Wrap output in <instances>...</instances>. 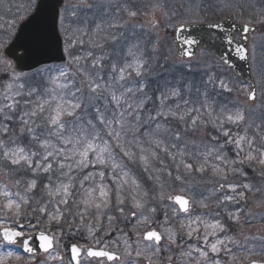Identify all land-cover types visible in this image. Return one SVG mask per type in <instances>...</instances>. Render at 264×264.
<instances>
[{"label":"snow or ice","instance_id":"6c2138e0","mask_svg":"<svg viewBox=\"0 0 264 264\" xmlns=\"http://www.w3.org/2000/svg\"><path fill=\"white\" fill-rule=\"evenodd\" d=\"M210 3L58 0L51 31L67 58L37 70L42 80L33 84L34 75L17 71L14 61L48 46V21L38 0H0L11 16L0 23V36L15 40L20 53L9 59L0 40V169L16 189L0 188V215L14 225L0 224V249L33 251L28 225L21 224L30 210L49 224L72 217L80 221L77 230L87 228L95 243L72 244L69 264H264L253 258L264 257V229L252 232L254 221L264 224V63L256 68V46L247 43L264 29V0L213 5L214 14L226 10L235 18L227 29L204 18ZM161 27L181 33L175 59ZM190 28L196 30L182 35ZM214 49L223 50L219 61L205 63ZM233 55L251 61L255 84L228 74ZM129 165L147 174L151 190ZM176 187L183 194H172ZM164 201L171 203L164 205L161 230L135 232L155 222L154 205ZM131 219L138 221L134 242L119 228ZM114 230L115 248L103 239ZM40 241L49 253L56 237L41 233ZM173 245L175 256L161 255ZM12 258L5 252L0 264ZM52 258L63 261L58 253Z\"/></svg>","mask_w":264,"mask_h":264},{"label":"water","instance_id":"95a60500","mask_svg":"<svg viewBox=\"0 0 264 264\" xmlns=\"http://www.w3.org/2000/svg\"><path fill=\"white\" fill-rule=\"evenodd\" d=\"M40 4V14L43 18L48 21L49 30H50V41L48 46L39 51H33L24 61L16 62L17 64V71L27 72L34 70L40 66L49 65L53 63H63L64 60L61 57H64L63 52V44H61L55 35L54 32L51 31V14L54 7L58 5V0H41L39 1ZM232 20H224L221 23L227 29L229 28ZM240 23L236 22V32L239 34ZM195 28H190L186 30L182 35L186 36L189 34V31H195ZM27 31V30H26ZM181 33L176 32L175 34V44L177 47V54L179 52L177 36H180ZM250 35V34H249ZM249 43V39L248 42ZM17 42L14 40L13 43L5 50L9 56V59H13L14 55H18L19 53L15 52ZM223 51L222 49H214L210 50V52L215 56V58L219 61V54ZM66 59V58H65ZM234 67L231 71L237 75L238 77L247 80L250 83H253L251 78V72L249 69V62L241 61L237 59L234 55L230 57Z\"/></svg>","mask_w":264,"mask_h":264},{"label":"rangeland","instance_id":"374dc122","mask_svg":"<svg viewBox=\"0 0 264 264\" xmlns=\"http://www.w3.org/2000/svg\"><path fill=\"white\" fill-rule=\"evenodd\" d=\"M224 2H225V0H211V3L210 4H208L206 7H207V10H211V9H213V5H216V4H218V5H220L221 7H223V5H224ZM7 8H8V5L7 4H5V6H4V8H0V23H3L4 22V20L9 16L10 17V15H9V13L7 12ZM226 11V10H225ZM226 13L228 14V12L226 11ZM231 18H233V19H235L234 17H231ZM146 20V18H144V17H142L141 18V22L143 23L144 21ZM145 28H147V25L145 24ZM158 32H159V36H160V38L163 40V41H167L168 39H169V36H168V32H173V34L175 33L171 28H164V27H161L159 30H158ZM149 37L146 35L145 36V39H148ZM11 41V40H10ZM253 44H255V46H256V68L257 69H260L261 68V65H262V63H264V30H263V32L261 33V34H257V35H254V36H252L251 37V45H250V48L252 47V45ZM173 47H175L174 45H173ZM205 51L204 50H202L201 52H200V54H202V53H204ZM173 53V52H172ZM67 55V54H66ZM176 58V50H175V48H174V54H173V59H175ZM197 58H199V55H198V57ZM214 62H217L215 59H212L211 57H210V55L207 53V58H206V60H205V63H214ZM42 68H44V67H42ZM42 68H39V69H37V70H40V69H42ZM37 70H35V71H32V72H30V73H26V74H30V75H34V80L32 81V83L33 84H36V83H38V82H40L41 80H42V77L41 76H39V75H35V73L37 72ZM253 76H254V78H255V80H257V76L253 73ZM189 78H191V76H189ZM129 167L130 168H132V171H133V173L135 174V175H137L138 177H139V179H140V181L143 183V177L139 174V173H142L138 168H136L134 165H129ZM144 174V173H143ZM3 175H4V172L2 171V170H0V184H2L3 186L5 185V184H7V182L5 181V177H3ZM260 180V179H259ZM43 183H47V181L46 180H44L43 181ZM40 184V181H38V185ZM142 185V184H141ZM144 185V184H143ZM142 185V186H143ZM210 185L211 184H208L207 182H204V183H202L201 184V187L202 188H208L209 190H210ZM9 187V186H8ZM9 189H13V188H10L9 187ZM15 191H16V189H15ZM171 192H172V194H176V193H181L180 192V190H179V188L178 187H176V188H174V189H172V190H170ZM38 196H40V198H41V194L38 192ZM133 211H134V209H132ZM78 219V218H77ZM76 220V219H75ZM79 220V219H78ZM137 223H138V221H137ZM254 223V227L252 228V232H256L258 229H264V224H262L261 223V225L260 224H258V223H255V222H253ZM160 223H158L156 220H155V222H148V221H144L141 225H140V227H138L136 230H135V232H138V233H143L145 230H148V229H150V228H156L157 230H159L160 229ZM105 227H107V223H106V226ZM80 230H81V234L83 235V237L84 238H88V233H87V228H79ZM161 230V229H160ZM135 237V240H136V235L134 236ZM172 247H174L175 249H173V251L172 252H167V254H169V255H173V256H175V254L178 252V249L176 248V246L175 245H173ZM239 253V252H238Z\"/></svg>","mask_w":264,"mask_h":264},{"label":"flooded vegetation","instance_id":"af4514ba","mask_svg":"<svg viewBox=\"0 0 264 264\" xmlns=\"http://www.w3.org/2000/svg\"><path fill=\"white\" fill-rule=\"evenodd\" d=\"M8 221L9 220L0 219V224H2L5 227H13L14 225L8 224L7 223ZM21 224L28 225L24 229L26 236L33 235L35 232L38 231V230H35L34 224L29 225V222H24ZM260 225H261V222H260ZM46 235H50V236L54 235L52 224L48 225V230H47ZM28 241H29L30 247L33 250L31 253H25L23 251V248L19 246H10L6 249H0V256L4 255L5 252H8V251L12 252L13 258L8 261V264H69L70 254L68 250L70 248V245L67 244V241L56 240V242H54V248L50 250L49 253H45L40 248V243H41L40 240H36L35 238H28ZM81 241L85 242V239H82ZM106 241H108V243H112V241L114 240L111 239V240H106ZM57 253L63 257V261H61L60 259L52 258V256L56 255ZM17 255L20 257L19 260L15 259V256Z\"/></svg>","mask_w":264,"mask_h":264},{"label":"trees","instance_id":"16d2710c","mask_svg":"<svg viewBox=\"0 0 264 264\" xmlns=\"http://www.w3.org/2000/svg\"><path fill=\"white\" fill-rule=\"evenodd\" d=\"M25 0H12V3L13 4H20V3H24ZM12 11L14 12L15 11V8L13 7ZM231 16L229 14L226 13V11L224 12H219V11H216L215 14H214V9H211V10H207L204 14V18L207 19V20H211V21H221L225 18H230ZM11 16L7 17L5 20H8L10 19ZM168 36H169V39L167 41H163L164 43H166L167 45H169L171 47V50H173V43H172V40H171V37L173 36V32H168ZM6 44L7 42L9 41V38L6 37L3 39ZM153 187L152 185V181L151 180H147L146 181V189L148 190H151ZM150 194H151V191H150ZM71 231H73V229H71Z\"/></svg>","mask_w":264,"mask_h":264}]
</instances>
